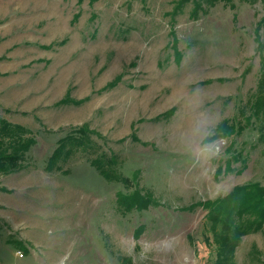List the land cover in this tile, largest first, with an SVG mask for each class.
Returning <instances> with one entry per match:
<instances>
[{
    "label": "rangeland",
    "instance_id": "rangeland-1",
    "mask_svg": "<svg viewBox=\"0 0 264 264\" xmlns=\"http://www.w3.org/2000/svg\"><path fill=\"white\" fill-rule=\"evenodd\" d=\"M177 1L0 0V116L36 139L25 166L12 173L14 183L38 174L65 129L82 124L117 155L120 174L136 176L130 188L106 181L81 151L61 161L68 171L53 170V178L83 180L97 199L103 194L93 202V236L31 231L28 252L14 246L16 264H52L56 255L43 260L40 253L61 241L70 245L73 264H211L206 211L178 208L224 196L235 185L264 184V125L251 116L264 0H219L197 17L192 0L175 11ZM258 33L264 36V23ZM222 121L243 130L203 142ZM135 185L156 205L120 214L115 192ZM139 225L144 231L135 236ZM6 238L0 232V263ZM233 264H264L263 231L241 237Z\"/></svg>",
    "mask_w": 264,
    "mask_h": 264
},
{
    "label": "trees",
    "instance_id": "trees-1",
    "mask_svg": "<svg viewBox=\"0 0 264 264\" xmlns=\"http://www.w3.org/2000/svg\"><path fill=\"white\" fill-rule=\"evenodd\" d=\"M189 1L178 0L174 10L181 9ZM218 1L192 0V15L197 17L198 10L202 9L204 5H214ZM263 23L264 18L260 19L255 30L260 74L251 102V116L255 117L262 127L264 125V36L261 37L258 32L263 27ZM171 35L173 36L172 41L176 40L173 32ZM249 118L250 116L245 120H249ZM241 128L242 126L222 121L217 125L216 130L211 135L204 137L202 141L211 142L219 136H229L233 132L239 134L243 130ZM58 130L64 131L63 128ZM65 130V134L57 139L56 146L47 157L44 170L48 172L62 170L59 163L66 162L77 151H81L88 156L89 164L106 181L121 183L126 188H130L131 183L133 185L136 176L133 179L127 178L120 174L115 167L118 162L117 155L110 149L106 152L102 146L92 140L90 137L92 134L102 138L97 131L90 129L87 124L68 127ZM131 136L132 140H138L134 133ZM35 143V134L32 130L0 116V175L22 169L25 166L26 155ZM229 161L226 162V169H228ZM62 171L67 173V170ZM115 205L120 214H127L133 210L144 211L148 209L149 205H156V201L149 191L144 192L135 185L130 192L116 191ZM198 206L206 211L204 230L210 232L211 243L215 247V256L211 264H233L235 248L241 237L258 231L264 232L262 229L264 224V184L248 182L235 185L224 196L181 206L178 210L191 212ZM143 231L144 226L139 225L133 233L135 236H139ZM206 240L209 241V237H206Z\"/></svg>",
    "mask_w": 264,
    "mask_h": 264
},
{
    "label": "crops",
    "instance_id": "crops-1",
    "mask_svg": "<svg viewBox=\"0 0 264 264\" xmlns=\"http://www.w3.org/2000/svg\"><path fill=\"white\" fill-rule=\"evenodd\" d=\"M39 171L33 175L22 174L16 183L14 176H11L13 172L0 175V232L5 233V244L8 246L4 250L6 253L2 257L3 263L0 264L18 263L14 260V246L17 244L28 252L25 244H33L28 237H31V231H36L37 236L43 238L55 234L62 239L66 237L67 230L72 233L76 231V235L82 237L83 241L87 236H93L94 230L90 227L95 214L93 202H101L104 199L103 194L97 199L86 181L78 182L77 179L74 181L77 185L75 186L74 182L68 179L53 178L44 168ZM103 208L102 205V211ZM48 219L50 221H47ZM61 243L59 246L56 243L53 250H50L51 246L48 244L43 246L41 258L44 260L56 255L57 260L52 264H73L67 260L70 245L65 241ZM86 254L87 250L83 252V255ZM19 264H26V261H19Z\"/></svg>",
    "mask_w": 264,
    "mask_h": 264
},
{
    "label": "clouds",
    "instance_id": "clouds-1",
    "mask_svg": "<svg viewBox=\"0 0 264 264\" xmlns=\"http://www.w3.org/2000/svg\"><path fill=\"white\" fill-rule=\"evenodd\" d=\"M216 151H218V149H215ZM208 152H212L214 151L213 147L212 146H209L208 149H207Z\"/></svg>",
    "mask_w": 264,
    "mask_h": 264
},
{
    "label": "built area",
    "instance_id": "built-area-1",
    "mask_svg": "<svg viewBox=\"0 0 264 264\" xmlns=\"http://www.w3.org/2000/svg\"><path fill=\"white\" fill-rule=\"evenodd\" d=\"M18 253H20L21 254V252H18ZM22 255V254H21ZM162 264H174V263H162Z\"/></svg>",
    "mask_w": 264,
    "mask_h": 264
}]
</instances>
